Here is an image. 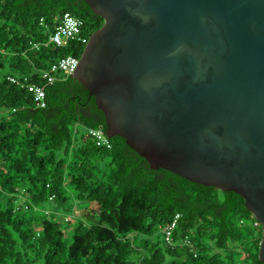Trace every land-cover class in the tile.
Returning a JSON list of instances; mask_svg holds the SVG:
<instances>
[{"label":"trees","instance_id":"1","mask_svg":"<svg viewBox=\"0 0 264 264\" xmlns=\"http://www.w3.org/2000/svg\"><path fill=\"white\" fill-rule=\"evenodd\" d=\"M66 12L87 41L104 24L85 0H0V264H264L241 195L153 169L119 135L97 146L88 129L106 132V117L84 84L45 86L40 72L87 43L47 45ZM70 201L95 208L68 230L53 216L68 209L46 206ZM177 216L170 244L161 231Z\"/></svg>","mask_w":264,"mask_h":264},{"label":"water","instance_id":"2","mask_svg":"<svg viewBox=\"0 0 264 264\" xmlns=\"http://www.w3.org/2000/svg\"><path fill=\"white\" fill-rule=\"evenodd\" d=\"M85 1L104 24L73 76L106 135L153 169L241 195L264 263V0Z\"/></svg>","mask_w":264,"mask_h":264},{"label":"built area","instance_id":"3","mask_svg":"<svg viewBox=\"0 0 264 264\" xmlns=\"http://www.w3.org/2000/svg\"><path fill=\"white\" fill-rule=\"evenodd\" d=\"M85 41L82 38V22L73 16L71 13L66 12L62 15L59 24L55 27L54 31L50 34L47 41V45L50 43L56 44L57 46H67L71 41ZM40 45L36 44L35 48L39 49ZM80 60V57L68 55L58 59L56 62L50 64L47 68L40 72V77L45 81L46 85H52L58 81L61 77L73 76V72ZM45 86L32 83L28 85L29 91L33 94L35 101L38 106H46V92ZM89 136L95 141L97 146L107 145L111 147L109 138L102 128H89ZM179 216V215H178ZM178 216L168 226L162 229V233L168 243H173V233L177 226ZM260 222H256L258 225Z\"/></svg>","mask_w":264,"mask_h":264},{"label":"rangeland","instance_id":"4","mask_svg":"<svg viewBox=\"0 0 264 264\" xmlns=\"http://www.w3.org/2000/svg\"><path fill=\"white\" fill-rule=\"evenodd\" d=\"M64 207L68 209V212L65 213L61 212L59 215L54 214L53 216H61L60 222L62 223L63 228L68 230H70L72 227L76 225V220H77L76 215H80L81 213L92 211L95 208V206L92 204L80 205L78 202L70 201L65 203L64 205L52 203L50 205H47L46 209L47 211L58 213L59 211H62ZM66 217L72 219V223H66L64 220V218Z\"/></svg>","mask_w":264,"mask_h":264}]
</instances>
